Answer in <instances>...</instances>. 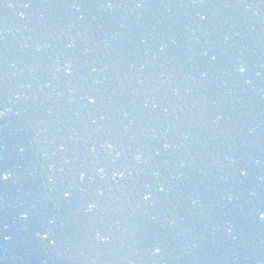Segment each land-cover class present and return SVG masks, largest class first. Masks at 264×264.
Listing matches in <instances>:
<instances>
[{"label":"water","instance_id":"water-1","mask_svg":"<svg viewBox=\"0 0 264 264\" xmlns=\"http://www.w3.org/2000/svg\"><path fill=\"white\" fill-rule=\"evenodd\" d=\"M104 1L145 5L156 0ZM157 2L163 3L160 8L169 16H175L180 10L171 0ZM58 5L43 2L40 11L46 16ZM123 6L130 9L133 5ZM76 20L43 17L36 21H70L73 27L68 34L58 29H34L24 32L21 38H28L22 40L12 39L7 32L13 36L15 31L9 24L23 20L0 24V131L5 140L2 143L10 152H4L0 145V166L11 173L9 181L0 183V245L3 240L5 249L16 254L12 252L9 256L14 261L22 260V264H123L122 261L159 264L153 239L172 254L175 250L174 246L170 248L171 235L158 236L168 227V215L160 224L135 221L142 225L134 233L136 243L121 244L124 250L131 249L134 258L125 261L117 247L118 240L115 243V235L124 226L121 214L131 207L133 214L140 213L142 208L135 204L148 200L144 193H152L153 201H159L171 199L174 192L181 191V199L202 197L214 223L213 235L221 236L232 229L260 235L259 248L253 250V255L264 264V220L258 216L264 208V151L234 149L246 143L259 148L264 143V111L258 117L234 122L232 127L230 118L215 123L210 116H187V109L202 108L172 99L170 115L149 117V113L156 112L153 107L159 105L148 92L161 88L168 92L189 89L190 68L195 63L184 50H174L173 44L167 49L172 51L169 57L182 58L175 65L167 61L154 69L137 68L140 63L109 60L112 53L108 48L102 56L90 60L70 46L80 40L79 34L83 32ZM156 23L162 32L161 25ZM43 32L50 36L37 37ZM60 34L64 44L56 38ZM186 34L180 33L183 37ZM195 43L196 54L201 45ZM135 52L129 47L118 55L132 58ZM136 72L143 75L141 84L126 86ZM179 83L181 86H177ZM135 91L138 93L134 94ZM195 95L199 97L198 92ZM81 125L89 131L81 133ZM205 126L207 131L203 130ZM15 127L21 134H13ZM46 127L59 142L70 145L76 156L74 162L34 163L46 141L42 139ZM164 128L168 132H157ZM109 143L113 148L107 147ZM81 164L94 174L104 190L103 195L100 191L89 195L93 208L77 201L73 195L64 196L65 191L72 193V183ZM242 169L247 170L246 176L240 174ZM50 177L54 182H49ZM161 187L165 189L163 193L159 191ZM23 190L30 192V197H20ZM131 190L134 197L127 202ZM213 198L219 209L212 208ZM5 210L19 216L25 211L35 216L45 212V216L39 225H28V220H20V225L10 224L5 219ZM63 218H68L71 225L78 223L77 252L85 249L86 253L77 255L72 245L64 241V236L75 237L64 230ZM50 219L56 220L54 230L47 234V239L36 237L37 232L52 227ZM190 220L185 215L177 220V226L186 225ZM5 230L8 236L3 233ZM98 234L105 235L106 239H99ZM186 238L189 240L188 235Z\"/></svg>","mask_w":264,"mask_h":264},{"label":"snow or ice","instance_id":"snow-or-ice-1","mask_svg":"<svg viewBox=\"0 0 264 264\" xmlns=\"http://www.w3.org/2000/svg\"><path fill=\"white\" fill-rule=\"evenodd\" d=\"M10 6H11V5H10ZM141 6H143L142 3H138V4H137V7H141ZM24 7H29V5H28V4H24ZM109 7H111V4H109ZM68 67L71 68L70 65H69ZM245 71H246V68H245L244 66H240V67H239V72H240V73H244ZM69 74H71V73H69ZM92 102L94 103L95 101L93 100ZM107 147H108L109 149H111V148H113V144H112V143H109V144L107 145ZM137 159H139V157H137ZM100 171L102 172V171H104V169L101 168ZM117 174H118V173H114V175H117ZM240 174H241L242 176H246L248 173H247V170H246V169H242V170L240 171ZM85 176H86L85 173H81V175H80V180L83 181V180L85 179ZM10 179H11V173H10L9 171H7L4 167L0 166V183H6V182L9 181ZM49 182H50V183L54 182V178L50 177V178H49ZM164 190H165V189H164L163 187L159 188V191H160L161 193H163ZM100 194L103 195V193H100ZM71 195H72V193H71L70 191H65V192H64V196H65L66 198H67V197H70ZM144 198L147 200V199H149L150 197H149V196H145ZM93 207H95V205H91V204L89 205V208H93ZM258 216H259L260 219L264 220V208H261V209L259 210V212H258ZM21 218L24 219V220L29 219V213H28L27 211H25L24 213H22ZM43 238H44V239H47V236H44ZM100 238H101L102 240H103V239H106V238H104V237H100ZM155 251H156V253H160V252L162 251V249H161L159 246H156Z\"/></svg>","mask_w":264,"mask_h":264}]
</instances>
